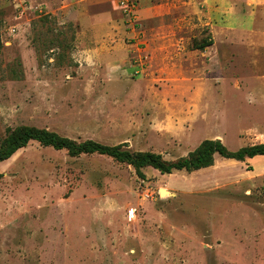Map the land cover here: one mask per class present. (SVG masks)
I'll return each instance as SVG.
<instances>
[{"label":"rangeland","instance_id":"374dc122","mask_svg":"<svg viewBox=\"0 0 264 264\" xmlns=\"http://www.w3.org/2000/svg\"><path fill=\"white\" fill-rule=\"evenodd\" d=\"M130 1L0 0V145L34 127L172 162L264 143V5ZM0 264H264V157L137 173L30 141L0 162Z\"/></svg>","mask_w":264,"mask_h":264},{"label":"trees","instance_id":"16d2710c","mask_svg":"<svg viewBox=\"0 0 264 264\" xmlns=\"http://www.w3.org/2000/svg\"><path fill=\"white\" fill-rule=\"evenodd\" d=\"M210 44L211 41H204L195 45L194 48L203 49ZM1 47L0 41V49ZM30 141H36L42 146L55 150H66L70 156L93 153L106 155L118 162L132 166L137 173H140V170L145 167H151L161 174H168L174 170L196 171L211 166L215 156L236 161H244L246 158L251 159L256 156L264 157V143L241 147L235 152H230L219 139H206L187 156L168 162L162 159L160 154L130 152L123 149L125 144L109 146L92 140L76 142L44 129L18 127L12 131L7 130L0 145V162L9 159L19 149L26 147Z\"/></svg>","mask_w":264,"mask_h":264},{"label":"built area","instance_id":"2783aa9c","mask_svg":"<svg viewBox=\"0 0 264 264\" xmlns=\"http://www.w3.org/2000/svg\"><path fill=\"white\" fill-rule=\"evenodd\" d=\"M119 4L127 14H131L133 12L134 4L132 3V1L119 0Z\"/></svg>","mask_w":264,"mask_h":264},{"label":"crops","instance_id":"0c3cea01","mask_svg":"<svg viewBox=\"0 0 264 264\" xmlns=\"http://www.w3.org/2000/svg\"><path fill=\"white\" fill-rule=\"evenodd\" d=\"M256 2L260 5H264V0H256ZM263 47H264V44H263ZM264 79V78H263Z\"/></svg>","mask_w":264,"mask_h":264},{"label":"water","instance_id":"95a60500","mask_svg":"<svg viewBox=\"0 0 264 264\" xmlns=\"http://www.w3.org/2000/svg\"><path fill=\"white\" fill-rule=\"evenodd\" d=\"M161 194L164 195V194H170V193L168 191L162 189Z\"/></svg>","mask_w":264,"mask_h":264}]
</instances>
